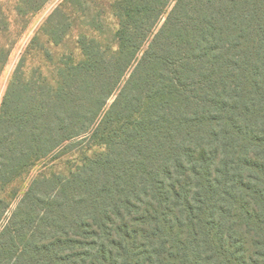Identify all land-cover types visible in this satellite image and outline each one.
Listing matches in <instances>:
<instances>
[{
    "label": "trees",
    "instance_id": "1",
    "mask_svg": "<svg viewBox=\"0 0 264 264\" xmlns=\"http://www.w3.org/2000/svg\"><path fill=\"white\" fill-rule=\"evenodd\" d=\"M109 5L110 36L84 16L80 57L51 77L23 59L9 83L0 184L63 146L103 149L34 177L4 224L0 198V264H264V0ZM62 16L78 19L49 15L56 44Z\"/></svg>",
    "mask_w": 264,
    "mask_h": 264
},
{
    "label": "rangeland",
    "instance_id": "2",
    "mask_svg": "<svg viewBox=\"0 0 264 264\" xmlns=\"http://www.w3.org/2000/svg\"><path fill=\"white\" fill-rule=\"evenodd\" d=\"M60 5L66 14L72 12L73 16L78 19L73 23L62 16L60 29L66 35L56 44L49 35V32L55 27L48 24L45 26V22ZM26 10L22 0H0V42H15L7 62L0 66V108L12 76L21 60L24 59L23 69L28 74L37 75L38 68H40L44 75L51 77L54 64L58 61L68 60L72 56L75 58L81 56L78 40L82 31L89 30V26L85 23L86 20L83 19L84 16H90L96 21L102 15L101 13L106 14L107 21L102 35L101 32L99 34L100 25L95 23V29L99 30L96 31L98 32L96 36L99 34L103 38H107L105 35L110 36L116 27V20L110 10L109 0H73V3L66 2V0H47L34 13H28ZM6 28L9 30L6 31ZM99 149H103V146L94 141L91 144H81L73 148L67 145L63 146L24 171L13 182L0 184V198L9 204L2 224L7 221L34 177L43 174L67 176L83 161L85 156H90Z\"/></svg>",
    "mask_w": 264,
    "mask_h": 264
}]
</instances>
